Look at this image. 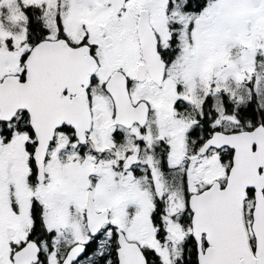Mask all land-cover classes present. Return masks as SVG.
Returning <instances> with one entry per match:
<instances>
[{"label": "snow or ice", "instance_id": "1", "mask_svg": "<svg viewBox=\"0 0 264 264\" xmlns=\"http://www.w3.org/2000/svg\"><path fill=\"white\" fill-rule=\"evenodd\" d=\"M0 264H264V0H0Z\"/></svg>", "mask_w": 264, "mask_h": 264}]
</instances>
